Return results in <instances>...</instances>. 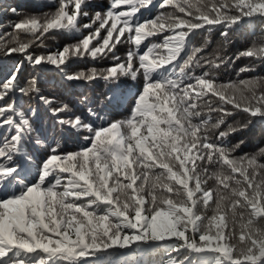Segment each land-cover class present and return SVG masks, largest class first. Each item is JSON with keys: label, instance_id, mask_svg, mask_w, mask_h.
<instances>
[{"label": "snow or ice", "instance_id": "obj_1", "mask_svg": "<svg viewBox=\"0 0 264 264\" xmlns=\"http://www.w3.org/2000/svg\"><path fill=\"white\" fill-rule=\"evenodd\" d=\"M137 4L152 0H55V11L0 32V55L21 57L0 77V264H144L156 252L163 264H264V147L238 155L243 141L230 140L264 123V77L217 76L232 60L230 31L256 21L264 30V0H161L173 11L143 20ZM213 29L224 40L215 52L207 36L193 45ZM59 34L75 43L37 51ZM152 37L160 42L141 51ZM122 38L134 45L126 60ZM109 56L107 68L78 67ZM239 57L264 63V34ZM49 70L102 80L105 93L45 95ZM128 80L142 81L129 114L100 115L128 103Z\"/></svg>", "mask_w": 264, "mask_h": 264}, {"label": "trees", "instance_id": "obj_2", "mask_svg": "<svg viewBox=\"0 0 264 264\" xmlns=\"http://www.w3.org/2000/svg\"><path fill=\"white\" fill-rule=\"evenodd\" d=\"M103 1V0H101ZM41 0H0V15L4 16L3 24L0 25L5 29H10L7 26L11 23L18 21L27 15H40L46 12L55 11V0H42V2L46 5V7H37V4L40 3ZM96 3V0H93ZM14 7L17 9V14L13 15L11 12H5L4 10ZM159 13V12H155ZM145 19L152 18L151 13L147 14ZM1 29V27H0ZM264 34V30H262L261 25L258 21L253 24H245L239 29H235L230 31L228 42L224 45V54L228 57H231V62L227 65V67H222L217 73L219 82H227V81H238L241 79H250L252 77H264V63L260 61H254L252 58L248 57H239L237 59L238 54L250 47L253 41H259ZM209 37L212 43L208 46L206 52L213 53L215 52L220 45L224 44L223 38L220 36L219 29H213L212 33H207L201 31L198 33L196 43L197 47H199L204 42L205 37ZM150 42H160V37H157L156 40L150 38L149 40H145L141 49L145 50L146 45ZM47 44V49H37V51H56L58 48H62L65 44L75 43V39L70 37L68 34H59L55 37V39H48L45 41ZM134 50V45L130 42H127L122 38L121 42L116 45V55L120 57L121 60H126L127 58V50ZM1 60H7L4 63H0V77L4 75V73L11 69V67L18 62L21 57L19 56H11L5 57L0 55ZM114 61L111 57H107L99 60H91L86 59L80 61L78 64L79 69H83L87 71L90 68L103 69L111 66ZM241 68H253V71L240 72ZM31 69L25 64V69L23 72V76L26 77L31 73ZM200 69L197 70V75L200 74ZM55 70H49L43 74V80L45 81L41 87L44 91L45 95L51 97H59L65 100L71 99V97H75V100H78L81 94H84L88 91L85 89L90 87H95L94 90L101 89V91L105 92V84L104 81L98 80L93 82L92 84H85L84 82L79 81H67L62 77L56 76L54 73ZM129 85L128 89V103L122 107L123 113L124 111L130 109L132 102H134V95H136L138 88L142 86L140 82H134L131 80L127 81ZM104 84V86H103ZM86 91V92H85ZM33 107L37 106V102L35 100L31 101ZM28 106V100L25 98V107ZM41 110H42V106ZM214 114V118H215ZM244 116L242 114H237L234 117L235 121H242ZM233 119H229V123L234 122ZM231 143L236 144L240 141H243L240 148L237 151L238 155L244 154H253L258 152V150L264 147V123L259 120H255L249 127L241 132H237L230 137ZM78 146L73 145L69 142L67 146V150L72 151L76 150ZM211 184V182H209ZM166 257L162 252H156L149 255H145L142 258L144 264H163Z\"/></svg>", "mask_w": 264, "mask_h": 264}, {"label": "rangeland", "instance_id": "obj_3", "mask_svg": "<svg viewBox=\"0 0 264 264\" xmlns=\"http://www.w3.org/2000/svg\"><path fill=\"white\" fill-rule=\"evenodd\" d=\"M3 21H4V16H1V15H0V25L3 24ZM10 30H11V29H5L4 27H1L0 32L10 31ZM197 36H198V33H197L196 36L192 37V43H193V45H195V46L197 45V43H196ZM6 61H7V60H6ZM95 91H99V92H100V94L98 95L99 98L102 97L103 94H104V92L101 91V90H98V89H97V90H95Z\"/></svg>", "mask_w": 264, "mask_h": 264}]
</instances>
